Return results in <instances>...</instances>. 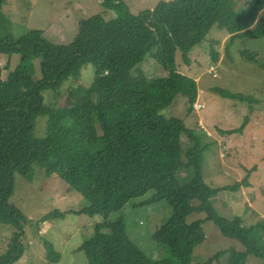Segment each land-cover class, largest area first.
Here are the masks:
<instances>
[{
    "label": "trees",
    "instance_id": "1",
    "mask_svg": "<svg viewBox=\"0 0 264 264\" xmlns=\"http://www.w3.org/2000/svg\"><path fill=\"white\" fill-rule=\"evenodd\" d=\"M100 1L104 15L80 19L68 44L53 43L41 31L0 39V54L20 57L6 80L0 66V225L11 228L0 264H15L29 246V223L11 197L15 174L32 181L36 170L57 176L84 198L85 206L73 214L103 218L76 247L87 264H192L206 222L246 250L230 248L199 264L219 263L225 256V264H245L249 256L264 262V219L245 226L238 215L229 219L214 207L221 192L238 193L244 180L222 188L207 184L206 135L179 118L161 116L178 96L190 107L198 98L195 80L177 71V54L189 64L190 53L212 28L226 31L229 44L237 38H264V0L160 1L136 15L121 0ZM5 2L0 0V13ZM38 59L39 72L34 65ZM150 59L166 75L143 76L139 66ZM87 64L95 71L90 85H70L64 106H47L45 92L79 81ZM215 93L232 101H253L225 90ZM247 123L245 119L239 128L221 133L239 134ZM146 203L169 209L151 235L162 253L157 258L133 242L126 219L113 217ZM200 213L206 217L188 221ZM63 216L55 212L42 220ZM46 251L50 264H61L63 255L52 244Z\"/></svg>",
    "mask_w": 264,
    "mask_h": 264
},
{
    "label": "rangeland",
    "instance_id": "2",
    "mask_svg": "<svg viewBox=\"0 0 264 264\" xmlns=\"http://www.w3.org/2000/svg\"><path fill=\"white\" fill-rule=\"evenodd\" d=\"M121 1L128 6L131 14L136 15L153 9L160 1L172 0ZM242 1L237 0L238 3ZM103 11L100 0H6L0 13V39L5 36L18 38L29 31H41L53 43L68 44L77 35L80 19L102 14ZM109 15L114 17L112 12ZM229 38L226 31L212 28L206 41L190 53L189 64H185L177 54V71L195 80L198 98L190 107L186 99L178 96L161 116L179 118L188 128L206 135L204 141L210 148L205 154L203 177L207 184L222 188L244 180L238 193L221 192L214 207L221 216L230 219L238 215L245 226H250L264 219V38H237L231 44ZM242 51L247 52V56ZM212 53L216 55V61ZM19 59L18 55L9 58L0 54V66L4 68L2 79H7ZM39 61H34L37 72ZM139 67L141 74L147 78L166 75L152 59ZM80 72L79 81L65 83L57 92H45V104L51 109L61 108L66 103L70 85L88 87L94 79V67L87 64ZM216 89L242 94L253 101L225 99L215 93ZM196 105H202V108L196 109ZM245 119L248 123L241 133L232 136L221 133L239 128ZM44 126L45 120L37 128L39 135L43 134ZM145 199H138L129 205ZM11 202L24 213L29 223L25 227L29 246L15 264H50L45 259L49 243L63 255L61 264H87L84 253L77 251L76 247L91 235L94 226L103 218L73 214V211L85 206L80 194L71 191L57 176L47 177L44 172L36 170L32 181L15 174ZM55 212L64 213V216L42 220ZM168 216L166 206L147 203L128 207L113 215L114 218L127 220L130 238L153 258L162 253L151 235L158 223ZM205 217L204 213L194 214L188 221ZM203 231L205 238L195 248L192 264L204 263L216 253L230 248L238 252L246 250L243 244L223 237L213 222H206ZM10 232L9 226L0 225V256L6 249ZM226 258L212 264H225ZM245 264L264 262L249 256Z\"/></svg>",
    "mask_w": 264,
    "mask_h": 264
},
{
    "label": "built area",
    "instance_id": "3",
    "mask_svg": "<svg viewBox=\"0 0 264 264\" xmlns=\"http://www.w3.org/2000/svg\"><path fill=\"white\" fill-rule=\"evenodd\" d=\"M195 108L196 109H200L201 108V105H196Z\"/></svg>",
    "mask_w": 264,
    "mask_h": 264
}]
</instances>
